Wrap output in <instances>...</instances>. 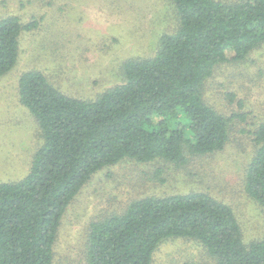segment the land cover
I'll use <instances>...</instances> for the list:
<instances>
[{"label": "trees", "instance_id": "1", "mask_svg": "<svg viewBox=\"0 0 264 264\" xmlns=\"http://www.w3.org/2000/svg\"><path fill=\"white\" fill-rule=\"evenodd\" d=\"M168 1L178 25L160 34L153 55L125 60L122 81L95 99L61 92L40 70L19 75L18 100L37 120L41 142L26 176L0 180V264H53L67 207L103 166L161 160L185 167L192 157L226 149L231 124L245 121L246 112L219 111L204 86L216 68L264 44V0ZM33 27L13 15L0 19V77L18 60L20 34ZM254 128H240L247 136L235 143L251 146L244 191L264 211V121ZM154 171L159 178L162 170ZM96 220L87 264H152L171 238L198 243L214 264H264V233L245 242L231 204L203 188L148 194Z\"/></svg>", "mask_w": 264, "mask_h": 264}, {"label": "rangeland", "instance_id": "2", "mask_svg": "<svg viewBox=\"0 0 264 264\" xmlns=\"http://www.w3.org/2000/svg\"><path fill=\"white\" fill-rule=\"evenodd\" d=\"M10 15L24 23L33 22L35 27L20 34L18 60L0 77V180L5 182L26 176L41 142L37 120L18 100L17 80L23 71L40 70L61 92L92 100L122 81L125 60L153 55L160 34L178 25L168 0H0V19ZM227 93L235 98L229 101ZM204 94L225 114L247 113L245 121L231 124L226 149L192 157L179 168L161 160H123L103 166L67 207L54 245L53 264H87L84 249L89 223L120 212L132 200L148 194L209 190L234 208L244 225L245 242L262 237L264 211L244 191L243 169L252 149L241 150L235 139L247 136L240 128L253 130L264 121V44L245 60L216 68ZM238 99L243 102L241 109ZM155 169L162 170L159 178ZM152 264L214 261L198 243L171 238L159 244Z\"/></svg>", "mask_w": 264, "mask_h": 264}]
</instances>
